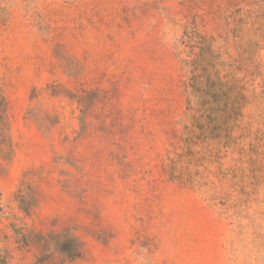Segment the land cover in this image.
Wrapping results in <instances>:
<instances>
[{"label":"rangeland","instance_id":"rangeland-1","mask_svg":"<svg viewBox=\"0 0 264 264\" xmlns=\"http://www.w3.org/2000/svg\"><path fill=\"white\" fill-rule=\"evenodd\" d=\"M0 264H264V0H0Z\"/></svg>","mask_w":264,"mask_h":264}]
</instances>
